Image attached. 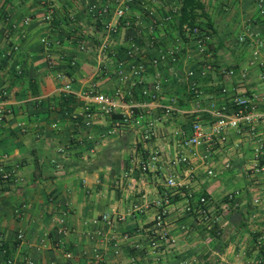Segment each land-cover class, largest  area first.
I'll list each match as a JSON object with an SVG mask.
<instances>
[{
	"label": "crops",
	"instance_id": "0c3cea01",
	"mask_svg": "<svg viewBox=\"0 0 264 264\" xmlns=\"http://www.w3.org/2000/svg\"><path fill=\"white\" fill-rule=\"evenodd\" d=\"M203 2L214 25L209 52L215 59L204 77L206 62L195 38L176 25L181 0H142L125 17L115 14L122 5L115 0H0V89L8 92V111L0 119V261H264V243L256 245L264 230V46L258 61L250 64L249 46L238 41L247 18L254 20L264 39V15L255 0ZM107 3L108 12L93 16L89 11L91 5ZM51 7L53 21H43ZM174 11V18L166 19ZM27 16L32 17L28 24ZM10 41L19 48L8 57ZM171 50L175 60L160 59ZM233 66L234 76L222 73ZM242 67H248L246 76ZM61 71H67L77 94L90 89L113 94L120 89L124 100L129 92L140 99L141 89L160 77L166 96L177 97L176 110L166 115L154 106L146 109L143 121L154 131L149 140L130 127L111 133L108 117L85 127L74 117L83 101L61 92ZM235 93L254 99V128L229 129L226 141L212 144L209 157L202 152L192 156V173L181 164H168L181 150L177 131L196 117L211 130L212 112L230 110ZM151 151H158L161 160L143 172L140 162ZM209 169L216 174H208ZM172 172L179 182L213 199L219 233L195 228L182 191L171 192L167 185L166 176ZM230 192L235 194L232 201ZM159 200L163 207L157 206ZM162 208L176 241L152 246L153 220ZM104 213H110L113 222L100 230L93 220ZM44 239L49 240L47 247L41 246Z\"/></svg>",
	"mask_w": 264,
	"mask_h": 264
},
{
	"label": "built area",
	"instance_id": "2783aa9c",
	"mask_svg": "<svg viewBox=\"0 0 264 264\" xmlns=\"http://www.w3.org/2000/svg\"><path fill=\"white\" fill-rule=\"evenodd\" d=\"M225 1L226 3H230L233 0ZM255 1L260 14L264 15V0ZM115 2L122 4L116 8L115 14L118 17H125L132 6L142 2V0H115ZM108 7H110L108 3L103 6L91 5L89 11L93 15L97 13L101 14L108 12ZM178 10L179 7H177L176 11ZM174 13L175 11L167 15L166 19L171 20L174 18ZM53 17L54 11L50 9V11L43 15L42 20L51 22L53 21ZM31 20L32 17L27 16L24 21L28 24ZM254 26V20L247 18L243 24L242 32L238 36V41L248 45L251 50L252 60L250 64H254L258 61L261 49L264 46V39L261 32L256 30ZM184 30L188 35L195 38L199 52L203 54L206 65L201 71V76L204 77L207 75L208 71L213 68L215 61L214 57L209 52L211 33L207 31L202 32L199 26L192 27L188 24H184ZM6 37L10 40L8 34H6ZM43 42L48 43L46 38L43 39ZM18 48V44L10 41L6 50L7 56H12ZM168 56L175 60L176 52L171 50L167 54L162 55L160 59H165ZM204 56L207 57L204 58ZM155 63L158 64V60H155ZM241 70L242 75L246 76L248 67H242ZM222 73L232 77L237 73V67H224ZM190 74L193 75V72H190ZM57 78L63 83L61 92H63L65 97L75 95L82 99V108L78 113L74 114V117L81 120L85 127H93L100 116L108 117L112 119L111 133H118L121 132L124 127H130L140 133L139 135H141L142 140H149L152 135H154V131L149 124L143 121L144 116L147 115L146 109L154 106L166 115H173L176 110L177 97L173 94L166 96L164 92V80L160 77L153 81L151 85H147L141 89L140 99L134 97L129 92L130 97L126 100H124L125 94H123V91L120 89L113 94L97 93L94 89L77 94L72 90V82L68 77L67 71L59 72ZM222 90L223 92L228 91L227 87H223ZM7 95L8 92L5 88L0 89V119H2L8 111ZM230 103V110L226 107H222L212 112L215 120L211 130H206L204 128L202 120L199 117H196L188 128L178 130L177 139L181 150L177 151L174 159L172 158L173 160L170 158L168 164L173 165V162L175 164H181L186 170L192 173V156H196L199 152H202L204 158L209 157L212 144L226 141L229 129L233 128L242 131L245 126H249L250 129H253L257 121L254 113L256 106L254 99L248 97L245 93H235L231 95ZM257 151L260 152V148H257ZM160 160V153L158 151H151L148 157L140 162V169L143 172L154 169ZM227 166H230V163H228ZM208 174L215 175L216 173L213 169H209ZM166 177L167 185L173 188L171 192H174V189H176L179 192L182 191V194L185 196V211L194 216L193 225L196 226L195 228L206 230V232L219 233L220 229L218 227V218L214 213L213 199L204 191L195 189L190 184L179 182L173 172ZM228 197L232 201L235 198V194L230 192L228 193ZM255 203H260L258 197L255 199ZM156 204L158 207H163V202L160 200L157 201ZM165 213L166 210L162 208L153 220V228L151 229L154 235L149 240L152 246H157L159 242H161V244H174L176 241L167 229ZM112 222L113 220L110 213H104L93 220L95 225L101 227L100 230H103L107 226H112ZM60 232H64V228H61ZM47 239L42 241L41 246H48L49 240ZM263 243L264 230L260 232L256 245L261 247ZM259 263L264 264L263 258L259 260ZM0 264H13V260L11 258H4L0 261Z\"/></svg>",
	"mask_w": 264,
	"mask_h": 264
},
{
	"label": "trees",
	"instance_id": "16d2710c",
	"mask_svg": "<svg viewBox=\"0 0 264 264\" xmlns=\"http://www.w3.org/2000/svg\"><path fill=\"white\" fill-rule=\"evenodd\" d=\"M184 24L199 26L202 32H210V29H213L212 17L203 0H181L179 15L176 18V25L181 33H185Z\"/></svg>",
	"mask_w": 264,
	"mask_h": 264
},
{
	"label": "rangeland",
	"instance_id": "374dc122",
	"mask_svg": "<svg viewBox=\"0 0 264 264\" xmlns=\"http://www.w3.org/2000/svg\"><path fill=\"white\" fill-rule=\"evenodd\" d=\"M179 5V4H178ZM50 9H52L53 11H54V9H53V7H51V8H49V9H47L45 12H44V14H46L48 11H50ZM173 11V10H172ZM172 13V12H171ZM75 15L76 14H73V16L75 17ZM93 15V14H92ZM94 16V15H93ZM75 19H76V17H75Z\"/></svg>",
	"mask_w": 264,
	"mask_h": 264
}]
</instances>
